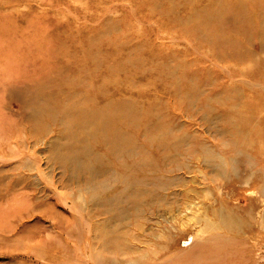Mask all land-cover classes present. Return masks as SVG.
<instances>
[{
	"label": "rangeland",
	"instance_id": "374dc122",
	"mask_svg": "<svg viewBox=\"0 0 264 264\" xmlns=\"http://www.w3.org/2000/svg\"><path fill=\"white\" fill-rule=\"evenodd\" d=\"M229 157L264 164V0H0V264H264L188 234Z\"/></svg>",
	"mask_w": 264,
	"mask_h": 264
},
{
	"label": "bare ground",
	"instance_id": "6f19581e",
	"mask_svg": "<svg viewBox=\"0 0 264 264\" xmlns=\"http://www.w3.org/2000/svg\"><path fill=\"white\" fill-rule=\"evenodd\" d=\"M119 118L121 119V116H119ZM112 120L113 118L111 116L105 115L103 116V119L100 120V124L96 122L94 124H90V122H88L90 125L87 123V126H93V133L98 132L101 134L103 137L101 143L105 142L107 145H112L115 143V141H117V137H121V135H118L115 130L106 127V125L112 123ZM92 129L90 131H92ZM108 130L111 133H108ZM106 131L109 135H105ZM125 151L129 152L130 150L126 149ZM65 154L67 155V153ZM61 158L59 160H62L61 162L64 163L63 165L70 169L72 176H75L77 173H86L89 169V173H91L90 175H92L94 178L103 176L108 182H110L112 179L111 175H108L110 174L108 173V170L103 171L101 173L102 175H99V173L96 172H90V168L79 162L81 159L78 157H72L70 155V157L65 156L64 158ZM137 167L138 164L135 161L131 166L128 167L123 165L117 166V169L114 167L116 170H113L118 171V173H125V175L121 173L118 174L115 178L118 179L116 182L118 181L121 184L122 182L127 184L129 179L128 176L130 175L126 173L128 172L130 174L131 171H135ZM236 167L237 166L234 164V159L229 157L226 163V169H223L225 168L224 165L217 167L218 169L215 170L217 174L216 177L214 179H208L209 184L205 185L202 193L205 195V198L209 203L205 204L204 206L206 210H203V212L198 211L197 214H200V216L206 213V215L210 214L211 219L208 220L204 216L199 219V221L196 223L198 224V229L194 232L188 233L192 238V242L194 241V238L198 239L199 243H206L210 240L220 239H223V241L232 242L234 241L235 235H241L242 237L244 236L245 239H248L249 235L253 231L264 229V164L257 163V166H253L254 168H252L251 171L243 177L238 175L237 170H235ZM210 168L214 170V165H211ZM218 190L223 192L224 196L218 194ZM228 195L233 196V201L227 198ZM201 197L202 196L200 195H195L194 200H198ZM94 200L96 199L94 198ZM244 201L246 203L244 205L245 208H242L240 204ZM191 206L193 205L187 204L186 210H190L192 208ZM241 211H244V214L239 216L238 213ZM240 223L241 225H239ZM182 232L184 234L186 231Z\"/></svg>",
	"mask_w": 264,
	"mask_h": 264
}]
</instances>
